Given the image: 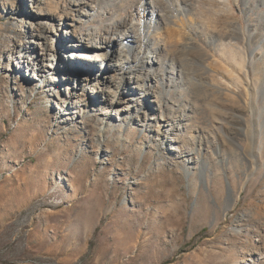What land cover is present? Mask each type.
Listing matches in <instances>:
<instances>
[{"label": "rangeland", "instance_id": "obj_1", "mask_svg": "<svg viewBox=\"0 0 264 264\" xmlns=\"http://www.w3.org/2000/svg\"><path fill=\"white\" fill-rule=\"evenodd\" d=\"M41 1L0 0V264H264V0H227V7L223 0H194L197 15L186 27L195 28L193 43L202 50L182 42L168 46L162 74L171 76L172 67L178 74L180 65L200 74L206 58L208 81L224 87L229 69L245 85L244 48L236 38L252 34L258 46L247 64L249 91L256 93L250 109L242 88L243 95L225 90L219 96L197 89L188 74L187 84L175 75L174 87H166V110L187 120L183 144L195 147L192 159L211 166L203 180L200 163L189 167L169 149L170 131L158 135L149 131L156 127L141 126L143 114L139 122L118 112L124 104L106 110L98 104L94 112L82 105L89 94L96 97L93 82L81 91L66 69L72 50L48 57L52 68L19 63L20 56L40 58L28 34L38 20L54 23L52 37L66 44L70 27L61 17L71 13V0ZM236 27L238 48L225 45ZM127 96L119 92L118 102ZM234 108L245 111L244 127L250 126L248 137L235 140L238 149L229 146L234 123L227 113ZM157 115L150 113L147 123ZM125 116L130 119L118 127ZM231 193L237 202L227 210Z\"/></svg>", "mask_w": 264, "mask_h": 264}, {"label": "bare ground", "instance_id": "obj_2", "mask_svg": "<svg viewBox=\"0 0 264 264\" xmlns=\"http://www.w3.org/2000/svg\"><path fill=\"white\" fill-rule=\"evenodd\" d=\"M223 1L224 2L221 1V3H224L225 6L229 5L227 0ZM248 1L249 0H247V3ZM32 2L37 4L42 3L41 0H32ZM69 5L71 13H67L64 18L61 17V19H66L64 25L70 27V29H67L64 34L66 37V44H64V42L63 44L56 43L57 41L52 37L51 34L52 32H55L54 30L56 26L54 23L51 24L38 20L37 27L35 28L31 26L28 34L29 38L32 40L35 39V42L32 41L36 45L35 49L38 50L39 47L41 50V54H39L40 58L39 60L29 61L27 55L24 57L20 56L19 63H23V66L28 63V66L31 67H37L38 63H43V67L46 66L52 68V66H48L45 63L48 61V57L49 61H52L50 59H53L59 50H65V52L67 49L72 50L70 52L67 51L65 54V57L69 58L70 61L68 66H66V69L71 71L72 74H75V77L72 78H75L78 81L81 91L85 90L86 92V89L88 91L87 86L93 82L91 96L93 95L96 97L95 100H92L90 99L89 94V97H86L85 102L82 100V105L87 107L90 106V110L94 112L95 107L98 106V104H101L103 110H106V105L112 106L118 103L124 104L125 106L119 109L118 112L124 111L129 115L133 114L131 120H137L139 122H142L141 116L143 114V125L141 123L139 124H141V126L148 125V128L156 127V129H149V131L157 133L158 135H161L164 129L170 131L171 135H173L171 142L178 145L177 147H174L172 143L169 149L179 153V159L181 158L183 159L182 161H187L189 167L196 162L197 164L200 163V177L203 180L206 173L208 174L211 166L203 158L200 159V157H195L192 159L191 156L196 154L195 147L190 149L183 144L182 139L184 138L182 137V133L186 126L185 121L187 120L183 116L172 114V112L166 110V95L169 93V89L166 91V87H174V84L176 83L175 75L179 76L182 82L187 84L190 80L186 77L184 78V75L187 76L188 74L190 79L195 81L197 89L202 88L203 90L207 87L212 88L213 91L219 94V96L222 95L225 90L231 95L240 96L243 93L241 90L242 88L246 93V95H244L247 96V106L249 109L250 107L252 108V105L256 100V93H250L249 91L250 84L248 78L250 67H247V64L253 63L255 59V51L258 47H254L252 44L251 37L254 35L249 34L247 36L246 34H243L242 38H238L239 36L236 38L241 40V45L243 44L242 47L244 48L242 49L244 50L242 51L244 52L243 58L241 56L243 70L239 72L245 74V85L240 84V80H238L239 78L237 77L238 75H236L238 78L236 79L235 71L229 69L226 70L229 75H227L228 73H225L229 80L228 85L227 87H224L220 83L216 84L208 81L210 68L205 63L206 58L202 59V73L197 71L200 74L196 73L197 68L194 71L196 75L191 74L192 71H188V68L186 69L183 65H180L182 70H179L178 74H176L174 67H172L169 72L171 76L165 75V73L162 74V72H167L166 65L170 58H168L170 52L168 51V46L179 45V43L182 42L187 48L188 44H191L192 49L194 47L196 48V46L199 48L198 45L193 43L194 41L196 43L195 36L197 35V32L192 31L195 28L188 31L187 27L189 25H186V21L191 19L190 17L197 15L194 0H71ZM122 12L126 13L125 17L121 15ZM39 15L43 14L40 13ZM68 19H71L72 22H68ZM76 23L79 25L77 26ZM59 25H62V23H59ZM84 26H86L85 33L80 34V31L78 30L80 28L82 29ZM60 28L61 27H59V29ZM201 28L202 26L199 29ZM34 31H39L40 35H36ZM239 31L240 28L238 27H236L235 33L230 31L231 36L230 38L228 37L230 39L228 41L229 44H223L238 48L235 46L236 42L233 34H238ZM261 31H264V28ZM241 33L243 32L241 31L240 35ZM259 41L264 42V32ZM224 42L227 43V41ZM60 45L63 47L60 48ZM211 45L216 47L214 43H211ZM22 53L29 54L30 52L27 48V50ZM234 54L237 55V53ZM239 65L240 64L236 66L240 68L241 65ZM187 67H189V65ZM197 67L200 69L201 66ZM260 69L261 68L257 66L255 67L254 71L256 72V75L259 73ZM38 70L39 72L44 71L41 68ZM130 79H133V82L130 81ZM165 79L167 80V85H165ZM77 87L78 86H76V88ZM119 92H121V95L129 94L130 96L124 97L123 103H120L117 100ZM250 97L252 98V102H250ZM234 102H236V100ZM78 110L81 115H86L87 113L84 109L77 108V111ZM150 113L156 115L158 113L157 117L153 118L154 123H147V118ZM244 113L245 111L241 108H234L231 112L227 113L228 118L234 123L230 132L232 141L229 146L231 148L232 146H234L235 149L239 148V144L235 142L238 136H240V138H242L241 136L245 137V135L248 137L247 128H250V126L248 127L245 125L244 127L247 119L245 118L246 116ZM222 117L226 116L223 115ZM127 119L130 118L125 116L124 123L120 124L118 127L122 128L123 125L128 122ZM112 126L115 127L114 125ZM119 134L120 136L123 135L120 131ZM203 140H208V137L204 134L202 135V141ZM181 144L183 145L182 147L180 146ZM217 153H220L219 148L217 149ZM232 194L233 193L228 196L225 203V208L227 210L233 209L237 202L236 197Z\"/></svg>", "mask_w": 264, "mask_h": 264}]
</instances>
